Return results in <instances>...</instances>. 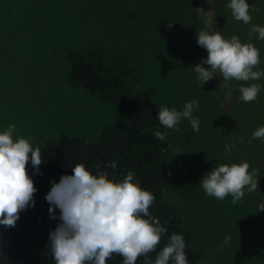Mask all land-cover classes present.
<instances>
[{"label": "trees", "instance_id": "16d2710c", "mask_svg": "<svg viewBox=\"0 0 264 264\" xmlns=\"http://www.w3.org/2000/svg\"><path fill=\"white\" fill-rule=\"evenodd\" d=\"M49 1L51 0H0V47L10 45L7 37L22 33L23 36H19L25 39L19 46L25 47L21 51L22 54H34L35 49L31 47L29 37L20 31L23 28L21 23L27 22L34 29L32 21L35 20L38 23V19L43 18L45 23L38 24V27L46 33L42 37L51 38L59 45L67 43L74 45L65 52L64 57L69 63V69L63 75V83L68 85L69 90L85 91L91 96H99L104 101L113 102L115 111L112 113L113 119L104 126L96 141H88L69 132H60L55 136L31 142L33 148H40L42 159L39 174H34L30 161L26 165L27 172L34 181V187L37 188V192L34 193L35 205L20 212L14 227L6 228L0 225V264H56L50 248L47 247L50 231L60 223L59 209H54L57 219H51L48 211L49 203L45 199L51 187L50 182H59L61 175L71 174L72 167L78 163L85 164L95 173L97 165H100L103 170L105 164L113 161L116 162V169L109 168L107 171L110 174L114 172L117 179H122L128 171H134L140 186L150 190L155 196L149 211L168 228V233L162 237L156 250L147 255L155 259L157 252L167 244V237H170L172 232H177L185 236V251L190 264H201L206 250L197 245L194 231L197 223L204 218L201 215L197 221L195 216L200 210L199 205L204 206L209 200V196L205 194L199 183L203 176L200 174L202 165H193L183 170L171 164L173 155L170 140L166 135L168 128L156 119L158 108L163 105L154 98L135 91L134 86L138 77L132 63V53L128 48L130 42L125 41L126 47L122 49H118V46L115 47L113 44L103 46L97 41L95 45L91 40H87L86 44L81 42L80 35L86 36L85 29L87 31L90 29L88 21L84 19L85 22L80 24L78 21L69 23L60 19L54 23L53 15L40 12L42 7H47ZM116 2L118 3L119 0ZM146 2L152 4L151 7H155V12L166 16V21H172V26H169L170 23L166 21L163 24L148 26L151 34L169 29L174 33V23H176L182 27L187 41L196 43L198 31L208 30L207 23L201 19L202 14L198 12V7L203 1L146 0ZM208 2L212 7V21L216 25V31L225 38L235 35L243 43L251 42L260 50V63L254 66L253 70H264V40H258L257 33L250 34L253 25L264 26V0H248L249 4H253L257 9L251 12L252 19L248 24L233 18L231 10L227 7L229 0H208ZM139 3V0H127V5L134 6ZM107 5L111 6L110 3ZM115 7L110 9L113 10ZM175 20H178V23ZM109 28L114 41L118 37H121L123 41L124 34L121 27L113 24ZM147 28H145V34H147ZM141 33L144 34L143 31ZM44 40L38 37L33 45H42ZM199 50L207 56L206 49L199 46ZM156 54H158L157 48L147 58H152ZM24 59L27 66L34 67V62ZM165 63L163 60L164 67ZM46 66L47 64L42 65L40 72L36 75L46 81L45 87L48 88L56 82L60 73L50 71ZM205 68L210 66L205 64ZM165 75L164 71H161L159 76L148 74L160 80ZM214 75L210 81L217 80L220 84L228 82L225 89L226 91L228 89L232 102L228 105L230 110L229 117H226L229 122L227 125H231L240 133L237 140L233 142L235 147L230 152L229 161L238 163L247 161L250 164L249 171L256 169L259 184L264 186V138L252 139L253 131L264 125V89L258 93L255 100L250 102L241 100L239 91L240 84L248 86L255 83L264 86V77L255 81H235L234 79L224 80L222 74L214 73ZM215 86L218 85L215 84ZM6 128L5 125H0V131ZM157 132L165 135L164 141L156 138ZM241 137H243L242 141ZM240 148H242L241 151H239ZM174 168L175 172L179 171L176 178ZM262 194L264 195V188L263 193L255 192L256 197H261ZM249 207L248 205L246 208L249 212L245 211L243 214L240 212L241 217L248 219L252 215V220L256 221L259 216L258 208L257 216V213L249 210ZM260 212L261 219L264 221V211ZM238 218L239 215L234 220L238 221ZM253 234L251 232L250 238ZM256 238L255 229V240ZM143 260L144 257H138L136 264H143ZM106 264H122V257L115 254L107 260Z\"/></svg>", "mask_w": 264, "mask_h": 264}, {"label": "rangeland", "instance_id": "374dc122", "mask_svg": "<svg viewBox=\"0 0 264 264\" xmlns=\"http://www.w3.org/2000/svg\"><path fill=\"white\" fill-rule=\"evenodd\" d=\"M116 1L118 0H51L40 12L53 15L54 23L62 19L61 21H78L82 24L86 19L90 24L88 31L84 28L88 36L79 37L85 44L87 40H91L94 45L97 41L103 46L113 44L122 49L126 47L125 41H129L128 48L138 77L135 91L177 110H182L184 104L193 99L199 102V108H194L192 112L193 117L200 121L199 132H194L190 121L185 118L177 125L178 130L168 129L166 134L172 148L171 164L175 168L187 170L200 164V174L204 175L215 166L238 163L229 161L231 155L224 148L226 144L237 140L240 134L231 125H227L229 122L226 117H229L230 110L228 105L232 102L228 89H225L228 82L220 84L217 80H209L201 87L193 67L207 56L200 52L197 43L187 41L182 27L173 22L174 33L169 29L151 34L147 27L163 24L166 16L155 12V7H151L152 4H148L146 0H139L140 3L134 6L127 5V0ZM199 1H203L198 7V12L202 14L200 18L207 23L208 31L216 32V25L212 21V7L208 0ZM112 7L115 8L111 10ZM175 21L178 23V20ZM44 23L43 18L38 19V23L33 20L34 29L27 22L21 23L23 28L20 31L29 37L31 47L35 49L34 54H22V49H25L19 47L25 41L19 38L23 36L22 33L7 37L10 45L0 47V125L8 127L9 124H14L16 131L13 139L19 136L27 138L30 143L60 132L96 141L104 126L113 119L115 104L104 101L99 96H91L85 91L69 90L68 85L63 83V75L69 69L64 56L66 50L74 45H59L51 38L42 37L46 33L38 24ZM113 24L121 27L123 41L121 37L116 41L111 37L109 27ZM38 37L45 40L42 45L34 46L33 42ZM155 48L158 54L147 58ZM24 58L34 62V67L27 66ZM163 60L166 62L165 67ZM44 64H47L48 70L60 73V77L48 88L45 87L46 81L36 75ZM161 71L166 74L161 80L148 76H159ZM215 74L221 73L217 70ZM241 150L242 148L239 149ZM178 172H175V178ZM263 188V184H259L256 191H245L242 199L235 204L229 195L223 200L209 196L207 204L199 205L200 210L195 217L197 221L201 215L204 219L197 223L194 234L197 245L206 250L201 264H264V221L261 219V212L258 211V216L256 210L258 204L264 202V195L255 196V192L263 193ZM248 205L249 210L257 213L256 221L252 220V215L248 219L241 217ZM197 210L198 208L195 212ZM237 215L239 218L235 221ZM254 228L257 231L256 240ZM251 232L254 233L252 238ZM225 235L231 237L230 245L221 248Z\"/></svg>", "mask_w": 264, "mask_h": 264}, {"label": "clouds", "instance_id": "9594fccd", "mask_svg": "<svg viewBox=\"0 0 264 264\" xmlns=\"http://www.w3.org/2000/svg\"><path fill=\"white\" fill-rule=\"evenodd\" d=\"M227 7L235 20L245 24L251 21V12L257 10L248 0H229ZM253 32L258 34V40H264V26L253 25L250 34ZM196 43L207 51V57L193 67L201 87L217 70L224 80L255 81L264 77V70H253L260 63V50L251 42L200 30ZM205 64L210 68L202 66ZM262 89L260 84H240V99L253 101ZM194 108H199L196 99L186 102L182 110L161 106L156 119L168 129L178 130L177 125L186 118L193 131L199 132L200 121L192 115ZM15 131L14 124L0 131V225L6 228L15 226L21 211L34 207L37 188L26 165L30 161L34 174H39L42 163L40 148H33L27 138L13 139ZM156 138L164 141L165 135L157 132ZM255 138H264V125L253 131L252 139ZM234 147V143L226 144L225 152L230 153ZM116 167L115 161L105 164L103 170L97 165L93 173L78 163L71 174L61 175L59 182H50L45 199L51 219H57L54 209H59L60 223L50 231L47 247L56 264H106L115 254L122 257V264H136L138 257H144L143 264H190L182 233L172 232L155 259L147 255L156 250L168 228L149 211L154 194L140 186L134 171H128L122 179L107 171ZM249 169L247 161L221 164L204 174L199 183L207 196L223 200L230 195L235 204L245 191L251 193L259 188L256 169ZM258 211H264V202L258 205ZM230 240L225 235L221 248L230 245Z\"/></svg>", "mask_w": 264, "mask_h": 264}]
</instances>
